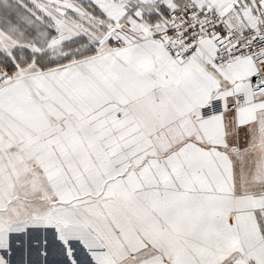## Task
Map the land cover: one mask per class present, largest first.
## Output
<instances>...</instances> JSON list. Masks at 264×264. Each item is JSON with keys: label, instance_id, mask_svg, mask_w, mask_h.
<instances>
[{"label": "snow or ice", "instance_id": "snow-or-ice-1", "mask_svg": "<svg viewBox=\"0 0 264 264\" xmlns=\"http://www.w3.org/2000/svg\"><path fill=\"white\" fill-rule=\"evenodd\" d=\"M0 264H264V0H0Z\"/></svg>", "mask_w": 264, "mask_h": 264}]
</instances>
